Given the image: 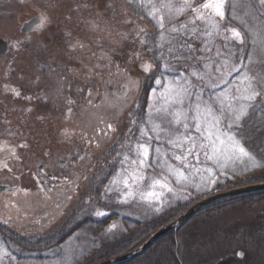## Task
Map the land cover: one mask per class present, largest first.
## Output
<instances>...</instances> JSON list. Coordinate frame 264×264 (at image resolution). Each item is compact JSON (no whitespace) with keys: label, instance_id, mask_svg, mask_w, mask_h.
<instances>
[{"label":"rangeland","instance_id":"1","mask_svg":"<svg viewBox=\"0 0 264 264\" xmlns=\"http://www.w3.org/2000/svg\"><path fill=\"white\" fill-rule=\"evenodd\" d=\"M34 15L40 24L21 32ZM0 38V180L19 185L2 195L0 220L40 214L32 222L46 237L32 250L0 241V264H19L14 252L30 257L21 264H83L132 222L231 189L234 171L264 164L240 131L254 103L264 108V0H0ZM148 63L134 93L114 91ZM110 95L132 101L115 119ZM247 194L175 230L190 262L241 250L244 264H264L252 233L264 194ZM90 212L108 218L96 233L81 223ZM242 225L232 244L226 232Z\"/></svg>","mask_w":264,"mask_h":264},{"label":"trees","instance_id":"2","mask_svg":"<svg viewBox=\"0 0 264 264\" xmlns=\"http://www.w3.org/2000/svg\"><path fill=\"white\" fill-rule=\"evenodd\" d=\"M248 38H250V36H248ZM250 49L249 47L247 48V56L249 55V53H251L253 51L252 44H250ZM236 47V46H235ZM256 48V47H255ZM234 50L230 47V49L228 50V56L231 55V53ZM262 51V50H261ZM234 53V52H233ZM232 56V55H231ZM228 58H233V57H228ZM264 64V63H263ZM149 65L146 64L145 66H142L143 68H145ZM141 67V66H140ZM150 69H152V66H150ZM144 70V71H145ZM151 71V70H150ZM142 72V69L139 68L137 65H133L132 67H130V72L127 71V78L124 80L123 82L118 86L117 84L115 85L114 91L116 90L117 94H120V90L119 88H121L124 84H125V90H127V93L124 95H127L129 93V91H133V89L135 88V82H137L138 78H136V73L139 74ZM131 75H130V74ZM128 80V81H127ZM105 81V80H104ZM103 81V82H104ZM148 81V79H147ZM102 82V84H103ZM133 84V86H132ZM147 82L145 83V87H147ZM103 85H107V83L103 84ZM117 86V87H116ZM144 87V88H145ZM124 89V88H122ZM119 90V91H118ZM115 94V93H114ZM109 100L112 104V109H114L112 111V115L113 118H118V116L115 113L119 112V107L122 109L124 106H126V104H128V102H132L131 99L130 101L126 102V99H112V96H109ZM123 101V102H122ZM125 103V104H124ZM118 120V119H116ZM244 126L242 127L241 134H242V140H243V144L245 147L248 148V151H255L258 152L260 155H264V108L262 106H260L258 103H254L251 108L250 111L248 113V116L244 119ZM128 129L126 128L125 130H123V133H127L129 131H127ZM114 134H111V136ZM122 136H125L122 135ZM111 139V138H110ZM122 141V139H121ZM102 148V147H101ZM95 149L94 152H92V155H89V159L86 160L87 163H92L91 159L94 154L97 155L100 153V149ZM94 153V154H93ZM106 153V157L109 158L110 155L112 156V148L108 149V150H104V152ZM85 154V153H83ZM83 156H81L79 158V161H84ZM91 161V162H90ZM115 162V160H112ZM84 163V162H83ZM105 166H109L110 162L105 161ZM96 165H88V169H90L89 171H91V173H99V167L100 165L98 164L97 168H95ZM98 169V170H97ZM100 175H96V178H98ZM231 180L229 182V185L226 188H234V187H240V186H244V185H248L251 183H257V182H263L264 181V164L254 168V169H250L248 171H245L243 173H238V172H233L232 173V177H230ZM98 186V185H97ZM99 188V186H98ZM98 191H95V194H97ZM264 194V192H259L257 194H250L251 196H256V195H261ZM94 195V194H93ZM241 197V196H240ZM239 196H237L235 199L240 198ZM226 200H219L213 204H210L208 206H206L204 209L199 210L198 213H196L194 215V217L196 215H199L200 213H204V212H208V213H213L217 210H219L218 208L223 204V202ZM194 202H188V203H184L181 206H171L169 208H166L162 213L147 219V221L144 222H137L134 221V223L132 222V228L131 229H127L126 233L122 234V235H118L115 239L111 240V241H107V242H103L101 244V246H99L100 248L92 250L90 252L89 255H86V257L83 260V264H95L96 262H100L104 259L110 258L112 256H116L118 254H121L123 252H127L129 250H132L134 248L137 247V245L139 246V244H141L144 240H146L151 233L155 232L156 230H158L159 228H161L162 226L168 224V222H171L172 220L176 219L178 216H180L185 210H187ZM114 215H110L108 217H112ZM193 218V216H192ZM191 218V219H192ZM108 221V218H100L97 219L93 212H90L88 214L84 215V218L82 220V224H85L86 227H93L95 226L94 232L96 233L97 229H100L102 227V225L104 223H106ZM128 224V221H125ZM77 227V226H76ZM235 228H232L229 232H226L227 236H230L231 238V243L235 244L238 243V241L241 239L240 238V232L237 227H236V231L234 230ZM8 229L3 227V230H1L2 233H9V231H7ZM178 231H173V232H169L164 238H162L159 242H157L156 244L152 245L149 249H147L145 252H143L142 254H140L139 256L125 261V262H121L118 264H202L201 260H191V262L189 261V259L187 258V254L188 251L185 250V247L179 243L178 241V236L177 233ZM231 232V233H230ZM236 232V233H235ZM232 234V236H231ZM253 235V234H252ZM256 235V238L253 239H257V244L260 246H264V225L261 227V230L259 232V234H254ZM41 236H31L28 238H20V239H15L12 240L16 246H20L23 249H34V246L37 245V240L41 241ZM37 238V239H36ZM43 238V237H42ZM43 239H46V237H44ZM36 240V242H35ZM6 241L11 242V240L6 238ZM238 245V244H237ZM16 250V249H15ZM16 259L19 264L22 263L23 260L30 258L29 256H24L22 255H15ZM90 259V260H89ZM89 260V262H88ZM13 264V263H10Z\"/></svg>","mask_w":264,"mask_h":264},{"label":"water","instance_id":"3","mask_svg":"<svg viewBox=\"0 0 264 264\" xmlns=\"http://www.w3.org/2000/svg\"><path fill=\"white\" fill-rule=\"evenodd\" d=\"M41 22V19L39 16H33L28 21L24 22L23 26L20 28L21 32H29L32 31L33 28L38 25ZM8 52V42L4 39L0 38V56L3 54H6ZM61 163H64L61 161ZM42 165V164H41ZM39 165L40 167H42ZM264 191V182L262 183H256L241 186V187H235L224 191H218L215 194L209 195L203 199H200V201L196 202L192 206H190L187 210H185L179 217L174 219L173 221L169 222L168 224L164 225L163 227L159 228L158 231L151 233V235L143 241L141 244H139L138 247L135 249L108 258L104 261H101L97 264H118L121 262L128 261L142 252H144L146 249H148L154 242L161 239V237L165 236L169 232H173L177 230L185 221H187L190 217H192L194 214H196L199 210L203 209L204 207L217 202L219 200L233 197V196H240L242 194L247 193H254ZM241 259H243V251H238L236 254H226L225 256L219 258L217 261H214L213 264H244Z\"/></svg>","mask_w":264,"mask_h":264},{"label":"flooded vegetation","instance_id":"4","mask_svg":"<svg viewBox=\"0 0 264 264\" xmlns=\"http://www.w3.org/2000/svg\"><path fill=\"white\" fill-rule=\"evenodd\" d=\"M6 172L9 173L10 170L8 169V170H6ZM2 173H3V171H0V176L2 175ZM3 184H6V183L2 182L0 180V209H2L4 207L3 200H1L2 199V195L3 194H11V193H13L15 191V189L18 188V186H19L18 184H14V185H12L13 188H11V190H10L8 186H4ZM6 189H9V191L5 192ZM16 202H17L16 204L19 205L20 208H21L20 201L16 200ZM45 212L43 214H46ZM31 214H32V210L29 209L28 215L31 216ZM39 218H40V214H36L34 216V218H32V216H31L30 219L26 218L25 220L29 219L30 221L29 220L28 221L24 220L25 222L23 224H21V225H18L16 222H14L13 220H10V219L6 220V221L0 220V241L5 242L6 238L12 241V240H15V239H20L22 237L28 238V237H31V236L35 235L40 229H43V227H44L43 225L37 226V224L32 222L33 220H36V219H39ZM263 225H264V216L261 217L260 215H257L255 217L253 225H252V233L259 234V232L261 230V227ZM3 227L8 229L7 231H9V233H7V234L2 233L1 230H3ZM245 227H247V226L246 225H242V227L240 226V230H239L240 234L242 233V235H243L244 232L246 233V230H244Z\"/></svg>","mask_w":264,"mask_h":264}]
</instances>
